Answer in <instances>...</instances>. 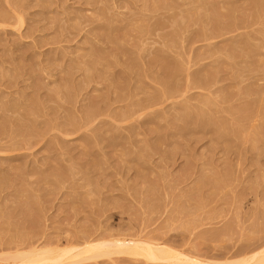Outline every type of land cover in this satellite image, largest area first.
<instances>
[{"label": "rangeland", "instance_id": "obj_1", "mask_svg": "<svg viewBox=\"0 0 264 264\" xmlns=\"http://www.w3.org/2000/svg\"><path fill=\"white\" fill-rule=\"evenodd\" d=\"M120 238L264 248V0H0V264Z\"/></svg>", "mask_w": 264, "mask_h": 264}, {"label": "bare ground", "instance_id": "obj_2", "mask_svg": "<svg viewBox=\"0 0 264 264\" xmlns=\"http://www.w3.org/2000/svg\"><path fill=\"white\" fill-rule=\"evenodd\" d=\"M180 218H182V217H180ZM227 224H229V222H227ZM226 226H229V225H226ZM228 231H229V229H228ZM224 233H226V230ZM157 239H158V237H157ZM146 240L147 241L149 240L150 242H145V243L144 242H136V241L122 239V238L115 239L114 241H105V242H101V243L100 242L99 243L88 242L86 245L84 244L85 246L83 245L84 247L81 249L80 248L79 249H66V250H63L60 252L57 251L58 249H54V248L52 249L51 247H50L51 249H49V248L47 249V247H46L45 248L46 251H40L41 248L37 249L36 248L37 245H35V247H33L32 250L30 249L31 251L29 250L27 252L25 251V252L19 253L17 250V252H16L17 255L15 253L12 254V256H14V257L9 258L11 255H9L8 257L7 256H5V257H6V260L9 258L7 260L8 262L13 259L14 263L17 262L16 264H58V263H61L65 260H69V259H73V258H77V257H85V259L89 260V259H97L100 257L102 258L105 256H109L113 253H116V254L117 253L118 254L123 253V254L135 256V258L139 257L138 259L143 258L144 261H146V262L166 263V264H169V263H171V264H174V263H180V264H264V248H262L261 250L255 252L249 256H245L241 259H237L236 261L228 260L226 262H222V261H220V262H217V261L216 262H206V261L197 259L195 257H190V256H186L182 253H177V252L172 250L173 248L170 249L171 247L169 248L168 244H166L168 246L167 247L164 243H163L164 244L163 245L160 243L151 242L152 239H148V238ZM153 240L155 241L156 239H153ZM160 241H161V239H159V242ZM263 245H264V243H263ZM31 248H32V246H31ZM254 250H255V248H254ZM238 252H240V251H238ZM193 253H195V252H193ZM5 255H7V254H5ZM223 255H221V257ZM0 256H2V255H0ZM2 260L5 261V258H3ZM208 261H211V260H208ZM10 264H12V263H10Z\"/></svg>", "mask_w": 264, "mask_h": 264}]
</instances>
